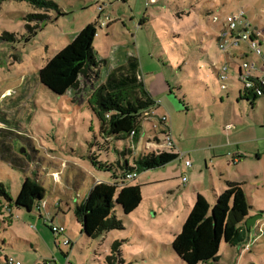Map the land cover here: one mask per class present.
<instances>
[{"label": "rangeland", "instance_id": "374dc122", "mask_svg": "<svg viewBox=\"0 0 264 264\" xmlns=\"http://www.w3.org/2000/svg\"><path fill=\"white\" fill-rule=\"evenodd\" d=\"M51 1L56 8L18 0L0 3V137L22 163L21 167L0 158V183L11 200L0 194V264H4L5 256L20 264H42L53 252L61 256L54 242L68 254L70 264H185L168 245L185 219L181 193L191 182L199 183L208 189L212 205L211 173L218 179L217 159L207 155L204 160V152L192 151L212 147L210 151L222 154L223 147L217 144L235 148L245 138L252 139L250 148L262 149L260 180H243L247 200L257 209L251 210V216L260 218L249 227L247 239L240 246L221 242L216 264H264V137L260 138L264 135V98L239 97L242 85L237 79V63L258 59L252 53L246 59H234L228 53L235 65L229 64L227 89L223 90L218 71L226 53L217 44L227 13L243 10L251 23L264 26V0ZM26 14H45L47 18L26 20ZM104 15L110 22L100 27L98 21ZM214 15L217 22L212 21ZM90 22H96L93 49L102 61L99 77L95 73L82 77L77 90L56 95L39 82L38 69ZM129 55L137 58L146 89L158 95L157 102L163 105L184 158L139 172L127 181L140 187L139 206L123 217L115 205L123 229L87 239L68 205L81 202L100 180L117 181L116 162L123 164L124 160L116 151L130 145L129 140L116 141L100 134L87 98L106 73ZM226 123L235 128L227 134L222 129ZM7 130L10 134L5 133ZM153 134L152 122L145 120L138 149H134V155H127L129 166L134 158L151 152L143 150L142 145L157 136ZM232 153L227 154V161L232 162ZM185 159L192 162L190 168L184 167ZM183 176L186 182L181 180ZM24 183L28 184L25 191ZM40 188L50 215L54 214L55 202L65 210L64 216L54 215L53 222L68 230L71 251L62 245V235L50 231V215L43 207L38 211L15 204L19 197L26 204L30 194ZM189 203L192 206L193 200ZM9 205L14 216L7 211ZM15 212L20 220L13 218L12 224L9 218L15 217ZM24 240L37 245L30 246ZM114 242L119 244L111 249Z\"/></svg>", "mask_w": 264, "mask_h": 264}, {"label": "trees", "instance_id": "16d2710c", "mask_svg": "<svg viewBox=\"0 0 264 264\" xmlns=\"http://www.w3.org/2000/svg\"><path fill=\"white\" fill-rule=\"evenodd\" d=\"M3 1L6 0H0V3ZM18 1H26L30 5L46 9L57 7L51 0ZM34 18L42 21L47 16L45 14L25 15L26 20ZM25 26L28 30L31 29L29 24L26 23ZM96 35V22L86 24L69 43L38 69L39 82L52 93L63 95L70 89L77 90L82 77L95 73V77L98 78L102 61L96 58L93 49ZM237 67H239L238 64ZM87 103L98 121L101 135L106 138L112 136L116 141H130L129 147L123 151H116L124 160L123 164H120L119 160L116 162L119 172L115 173L119 175L114 174V177L116 179L118 176L120 181L94 184L85 198L76 203L72 209L76 223L80 226V233L87 239H94L110 230L123 229L122 219L114 212L115 205L125 217L132 213L142 200L139 185L123 181L125 174L132 170L139 173L163 167L177 159L178 155L173 152L151 151L134 158L132 166L128 165L127 155L135 154L133 144L137 143L141 136V116L156 103L140 78L139 62L135 56L129 55L124 63L108 71L103 81L93 87ZM132 131L134 135H131ZM10 132L7 130L5 133L10 134ZM162 133L161 130L160 134ZM151 140L159 141L157 136L149 141ZM0 158L18 163V166L22 167L20 159L11 151L3 136L0 137ZM103 167L110 169L107 165ZM224 184V189L219 194H214L212 205L201 194L195 195L193 205L180 231L168 244L173 253L185 264L206 262L216 264L220 258L218 252L221 242L229 246H240L247 239L249 228L246 220L250 217L249 210L252 206L247 200L248 196L243 189L244 184L230 180H225ZM24 185L25 191L28 184L24 183ZM0 194L10 200L1 183ZM44 196L45 193L40 188L30 194V201L26 204L21 202L22 197L15 200V204L19 207L27 206L28 209L35 207L38 210ZM7 208L10 209V205ZM51 225L54 224L49 221L50 231ZM118 244L119 242L112 243L111 249H115ZM55 246L59 248L56 244ZM62 255L65 256L64 253Z\"/></svg>", "mask_w": 264, "mask_h": 264}, {"label": "built area", "instance_id": "2783aa9c", "mask_svg": "<svg viewBox=\"0 0 264 264\" xmlns=\"http://www.w3.org/2000/svg\"><path fill=\"white\" fill-rule=\"evenodd\" d=\"M102 7L99 6V9ZM213 22L218 21L217 16L212 17ZM110 22V17L104 15L103 19H99L98 24L100 27L107 26ZM217 44L221 51L224 53H231L234 58L246 59L249 53H252L257 61H247L243 60L242 63L238 64L237 67V79L241 83L242 89L240 90V95L242 98L253 99V98H264V26H257L247 18L245 12L240 10L237 13L230 12L227 13L224 21L221 25V30L217 35ZM229 70V64L227 61L223 63V66L220 71H218V77L221 80V89L226 90L227 86L225 80L227 79V73ZM156 105V103H155ZM155 106L145 111L141 119H148L152 116V110ZM158 122L162 125V135L158 136L159 141H146L142 145V149L145 151H153L155 153H160L163 151H174V140L170 131V124L168 123L167 115H161L157 118ZM143 122V121H142ZM230 126H226V130ZM131 135H134V131L131 132ZM139 141L133 144V149H138ZM178 158H183V152H177ZM185 166H190L188 160L184 161ZM57 178V173H55ZM54 175V174H53ZM138 173L135 170L129 171L125 174L123 181H130L137 177ZM183 182H186L187 179L185 176L181 178ZM99 183V182H97ZM46 207L44 201L42 200L38 211H41V208ZM8 212L10 209L7 208ZM51 231L53 234H61L63 237L62 245L71 247L73 242L71 239L66 236V228L64 225H51ZM5 264H20L19 261L15 260L13 257H6ZM42 264H52L51 260L44 261Z\"/></svg>", "mask_w": 264, "mask_h": 264}, {"label": "crops", "instance_id": "0c3cea01", "mask_svg": "<svg viewBox=\"0 0 264 264\" xmlns=\"http://www.w3.org/2000/svg\"><path fill=\"white\" fill-rule=\"evenodd\" d=\"M229 56H231V55L227 53L225 61L230 62V65L233 66V64L235 62L234 61L235 58L233 57L234 59H230ZM139 75H140V71H139ZM147 91L150 93V95L155 100L156 105L152 110V116L148 119H144L143 122L145 120L151 121L153 124V128H154V134L153 135L159 136L160 132L162 130V125L158 122L157 118L161 115H166V113L164 112V109H162L163 105L157 102V100H159V99H157L156 96H158V95L156 93H153L152 89H148ZM143 122H142V124H143ZM226 126H230V127L226 130V128H225ZM170 129H171V127H170ZM222 129L227 134V131L229 132L231 130H234L235 128L232 124L226 123ZM171 133H172V137L174 140V148L175 149H174V151H166V152H173V153L181 152L180 148H182V145L180 144L179 141H177L174 138V131H172ZM263 137H264V135L260 138H263ZM250 140H252V139H246V138L241 139L235 148H233V147L229 148L228 145H224V144H220V145L217 144L216 147L217 146H219V148L223 147V151H222L223 153L222 154H217V153H213L212 151H210V148L212 149V147L194 148L193 149V151H192L193 154L197 153L199 151L204 152L205 153L204 157H203L204 160H205V157L207 155L208 156L211 155L214 159H217V160H214V163H216L217 170L215 172L218 173V179L214 178L212 173L210 175V177H211L210 188L213 192V196H214V194H219L218 190H220V192H221L224 189V186H225L224 181L225 180L236 181V182H240V183L241 182L243 183L244 182L243 180H245L247 182H250L251 180H254V179L256 181L260 180V178L262 176V173H261L262 168L260 166V155L262 154V149L259 146H255V147L252 146V148H250V146H248V143ZM259 140H257V141H259ZM230 151L234 152L231 155L232 156L231 157L232 162H230L229 160L227 161V159H225L228 156L227 154H229ZM224 152H226V153H224ZM223 154H224V156H223ZM253 156H255V157H253ZM180 159H182V158H180ZM185 160H188V159H185ZM191 166H192V162H190V166H188V167L185 166V164H184V167L186 169L190 168ZM216 167H214L213 169H215ZM97 180H99V179H97ZM118 181H120V179L117 178V181H114V182H118ZM100 182H103V181L100 180ZM107 183H111V182H107ZM243 189H244V187H243ZM207 190H208L207 188H203L199 183H194V182H191L190 184H188V186H185V189L181 193L183 196L184 205H185V207L182 210V212L184 213V218H186L188 212L190 211V209L192 207L189 203L190 200H193V202H194V198H195V195L197 193L204 196V198L207 200V202L209 204H211V201H210L211 195H209L207 193ZM244 191H245V189H244ZM213 201H214V197H213ZM176 202L179 204V200H177ZM74 205L73 206L68 205V211H72ZM192 205H193V203H192ZM250 205L252 206V209L249 210V216H251V214L253 213V212L251 213V210H255V211L257 210L251 203H250ZM176 207H178V206H176ZM52 209H53L54 214L51 213L52 215H50L49 212H52V211H50L49 208L47 209L46 212H48L50 215V221H52V223L54 225H56L53 222L54 215L56 216V215H59V213H61L64 216L65 210L63 209L61 204L58 202H55V204L52 206ZM10 211H11L10 214H12L14 216L11 208H10ZM168 211L174 212V210H172L170 207H168ZM13 218L20 220V216H18L17 212H15V217H12L10 215L9 221L12 222ZM4 223H7V222H4ZM13 223L14 222H12V224ZM67 232H68V230H66V236H68ZM62 237H64V236H62ZM24 241L26 243H28L30 246L37 245L36 243H33L32 241H26V240H24ZM54 245H55V242H54ZM72 247L73 246L69 247L70 251L73 249ZM58 249H60V248H58ZM59 252H60L61 256H58L55 252H53L50 255L51 257H49L45 261L51 260L52 264H70L68 254H65L61 249L59 250ZM61 252L64 253L65 256H63ZM5 257H7V256H5ZM4 264H5V262H4ZM31 264H33V263H31Z\"/></svg>", "mask_w": 264, "mask_h": 264}, {"label": "water", "instance_id": "95a60500", "mask_svg": "<svg viewBox=\"0 0 264 264\" xmlns=\"http://www.w3.org/2000/svg\"><path fill=\"white\" fill-rule=\"evenodd\" d=\"M258 218H260V215H256V216H250L249 218H247L246 220V225L249 228L250 226H252L255 222V220H257Z\"/></svg>", "mask_w": 264, "mask_h": 264}]
</instances>
